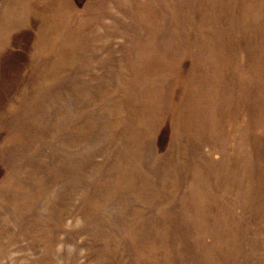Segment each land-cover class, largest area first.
Segmentation results:
<instances>
[{"label":"rangeland","instance_id":"rangeland-1","mask_svg":"<svg viewBox=\"0 0 264 264\" xmlns=\"http://www.w3.org/2000/svg\"><path fill=\"white\" fill-rule=\"evenodd\" d=\"M0 264H264V0H0Z\"/></svg>","mask_w":264,"mask_h":264}]
</instances>
